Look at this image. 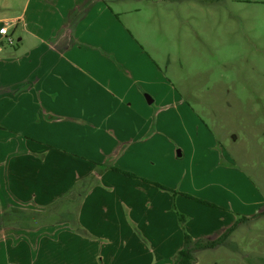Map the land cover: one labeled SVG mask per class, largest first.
<instances>
[{
    "label": "rangeland",
    "instance_id": "374dc122",
    "mask_svg": "<svg viewBox=\"0 0 264 264\" xmlns=\"http://www.w3.org/2000/svg\"><path fill=\"white\" fill-rule=\"evenodd\" d=\"M55 1L59 5L53 7L63 12L73 5ZM20 2L0 0V16L18 13ZM48 7L42 6V16H50ZM79 10L84 16L74 27L86 37L84 47L118 54L115 67L126 78L133 110L142 114L133 128L138 120L132 113L131 127L136 141L147 139L138 152L145 169H129L169 183L180 198L185 223L206 211L214 220L221 213L244 217L234 212L241 204L255 211L229 237L232 249L222 244L199 251L194 264H264V0H84ZM14 29L9 27L13 45L5 41L2 46H18L20 34ZM87 42L95 44L87 48ZM102 110L114 111L110 105ZM7 143L0 136L4 149ZM125 161L118 159L116 165ZM162 191L172 197L171 191ZM172 201L168 211L184 233L192 221L182 226ZM8 206L0 200V214ZM44 215L49 217L14 215L0 227V264L78 263L81 249L68 248L64 241L90 236L71 226L58 232L51 226L53 216ZM143 233L132 231L146 244ZM108 242L99 238L95 264H126L125 258L132 257L128 252L125 258L116 251L103 256ZM146 247L140 254H150Z\"/></svg>",
    "mask_w": 264,
    "mask_h": 264
},
{
    "label": "crops",
    "instance_id": "0c3cea01",
    "mask_svg": "<svg viewBox=\"0 0 264 264\" xmlns=\"http://www.w3.org/2000/svg\"><path fill=\"white\" fill-rule=\"evenodd\" d=\"M62 1L73 5L63 12L53 7L59 5L55 0H35L32 5L31 0H21L18 13L0 16L7 36H14L9 32L13 26L20 34L13 49L2 46L6 36L0 34V136L9 142L6 149L0 144V200L8 208L53 216L51 226L58 232L70 229V224H57L54 218L65 219L72 211L90 236L64 241L68 248L81 249L76 264H95L101 255L100 237L109 241L102 246L103 256L107 252L112 257L110 252L116 251L125 258L128 252V264H156L165 258L170 264L183 244L182 230L169 212L172 200L181 210L180 198L109 168L169 185L129 169H145L138 152L147 139L136 141L132 135L142 114L133 110L126 78L115 67L118 54L106 48L97 53L86 49V37L75 32V22L84 16L79 10L84 0ZM40 5L49 6V17L42 16ZM109 105L113 112L102 110ZM132 113L138 120L133 128ZM118 159L126 160L124 165H116ZM245 209L241 204L234 212L249 218L255 212ZM206 212L185 223L192 221L186 231L192 238H217L238 218L221 213L214 220ZM134 229L145 231L146 244L132 235ZM229 237L223 245L232 249ZM146 246L150 254H140Z\"/></svg>",
    "mask_w": 264,
    "mask_h": 264
},
{
    "label": "trees",
    "instance_id": "16d2710c",
    "mask_svg": "<svg viewBox=\"0 0 264 264\" xmlns=\"http://www.w3.org/2000/svg\"><path fill=\"white\" fill-rule=\"evenodd\" d=\"M110 169L119 172L127 177L130 178H139L140 180L147 182L149 184H152L156 187H158L161 190H168L171 191V194L173 197H175L177 195V192H175L174 190H172L171 188L164 186L158 182H154L151 181L149 179L143 178V177H138L137 175H135L132 172L126 171V170H122L120 168L117 167H109ZM93 177H90L88 179V181H90V183L93 182ZM185 197L187 198H191L192 196H190L189 194H183ZM196 199V198H195ZM200 200V199H197ZM200 202L208 205L209 203L207 201H203L200 200ZM173 209L177 215V219L178 221L182 224H185L187 218L186 216H184L183 214H181L175 203H173ZM25 213H22V212ZM26 214H30V215H26ZM14 215H20L21 218L22 217H27L30 219H38V218H43V217H47L48 215H44L43 213L39 212V211H32V210H28V209H17V208H8L5 212H3L2 214H0V227H3L4 225H6L7 220H10V218ZM65 219H60L57 217L54 218V220L56 219V223L57 224H62L64 222H68L70 224L71 227H74V229L79 232L82 233L84 235H87V233L79 226V224L76 222L74 213L68 212L64 214ZM3 219H6L3 220ZM247 218L246 217H241V218H237L236 221L234 222V224L232 226H230L229 228H227L221 235H219L217 238L214 239H210V238H192L188 233L184 232L183 233V244L181 246L180 249H178L175 254L172 257V263L171 264H194L196 262V253L205 249H214L222 244L225 243V241L228 239L230 233L233 231V229L242 221H245ZM9 223V221H8Z\"/></svg>",
    "mask_w": 264,
    "mask_h": 264
},
{
    "label": "built area",
    "instance_id": "2783aa9c",
    "mask_svg": "<svg viewBox=\"0 0 264 264\" xmlns=\"http://www.w3.org/2000/svg\"><path fill=\"white\" fill-rule=\"evenodd\" d=\"M0 34L6 36V42L9 45H12L13 44V39L10 36H7L8 35V30H7V28L5 26H1L0 27Z\"/></svg>",
    "mask_w": 264,
    "mask_h": 264
},
{
    "label": "water",
    "instance_id": "95a60500",
    "mask_svg": "<svg viewBox=\"0 0 264 264\" xmlns=\"http://www.w3.org/2000/svg\"><path fill=\"white\" fill-rule=\"evenodd\" d=\"M145 97H146V100H147L148 103L152 102V99H151V97L149 95H146Z\"/></svg>",
    "mask_w": 264,
    "mask_h": 264
}]
</instances>
